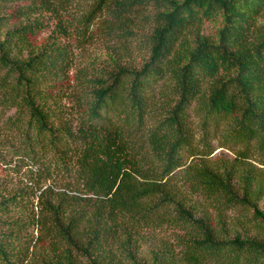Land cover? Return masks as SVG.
I'll return each mask as SVG.
<instances>
[{
    "label": "trees",
    "instance_id": "obj_1",
    "mask_svg": "<svg viewBox=\"0 0 264 264\" xmlns=\"http://www.w3.org/2000/svg\"><path fill=\"white\" fill-rule=\"evenodd\" d=\"M74 1L0 0V14L25 3L19 14L56 19L34 47L38 17L5 30L0 15V106L15 110L0 161L28 179L0 191V264H264V0H90L66 19ZM101 17L126 41L146 22L148 56L80 69L65 111L53 93L74 64L64 40L88 43ZM217 139L233 160H210ZM164 225L184 230L180 250L141 261V231Z\"/></svg>",
    "mask_w": 264,
    "mask_h": 264
},
{
    "label": "rangeland",
    "instance_id": "obj_2",
    "mask_svg": "<svg viewBox=\"0 0 264 264\" xmlns=\"http://www.w3.org/2000/svg\"><path fill=\"white\" fill-rule=\"evenodd\" d=\"M90 0H75L74 3L68 7L67 13L65 15L66 19L70 17L78 18L83 11L88 9V4ZM26 8L25 3H17L7 7L0 15L5 17L4 24L5 30L14 28L16 26H21L27 22H32L34 19L39 18L41 21V28L38 30V33L31 37V41L34 47H41L47 41L50 40L51 35L55 29L56 19L50 14L44 15H21L19 12L23 11ZM102 17L97 19L95 23L91 26L90 35L91 38L88 43H80L77 41L76 36H73L71 39L64 40L71 47V55L73 57V67L69 73V79L66 82L58 83L53 89L54 95L63 98L64 94L68 93L70 87H74L76 84V75L77 72L82 68L97 67L102 70H111L112 60L114 57L119 59V62L126 64L128 66L140 67L142 62L148 56V49L142 44L145 41V35L150 31V26L146 22H140L138 30H136L137 35L131 38L130 41L126 39L113 35H107L103 26L101 24ZM219 28V25L210 24L206 26L205 33L214 35L216 30ZM95 65V66H94ZM62 106L65 111H73L75 109L73 103L70 100L64 99L61 100ZM14 109L6 110L0 106V141L1 143L7 142V139L10 140L11 136L9 134L8 128L5 125L7 119L13 115ZM191 123L196 131V139L200 138L199 128L197 127V119L195 117L191 118ZM210 146L214 149V152L210 156V160L220 163V161L233 160L235 158V153L224 148H219V142L217 140H212ZM10 160V158H7ZM192 158L189 159L187 154H184L183 162H190ZM252 163L258 166V164L250 159ZM16 163L13 161L11 165H6L0 161V191L4 192L8 189H17L24 187L27 182V177L25 173L26 168L22 170L14 169L12 166H15ZM12 167V168H11ZM264 170V166H259ZM30 184V182H28ZM194 205V209L197 211L199 216L204 213L207 209L206 205L202 202L200 198L191 197L190 202ZM259 208L264 211V201L260 203ZM215 216L214 210H210ZM237 212H228L227 213V224H233L234 218L238 215ZM248 214V212H247ZM249 227V225H248ZM250 228V227H249ZM30 233L33 234V231L30 230ZM34 235H37L34 233ZM184 235V230L180 229L175 225H164L156 229L145 228L141 231V241L139 245V259L141 261L150 262L151 251L153 249L165 250L169 247L170 249L176 250L177 253L180 250L178 246V236Z\"/></svg>",
    "mask_w": 264,
    "mask_h": 264
}]
</instances>
